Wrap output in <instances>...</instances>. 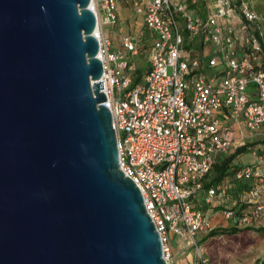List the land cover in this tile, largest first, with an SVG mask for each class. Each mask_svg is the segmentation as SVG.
I'll use <instances>...</instances> for the list:
<instances>
[{
  "label": "built area",
  "instance_id": "obj_1",
  "mask_svg": "<svg viewBox=\"0 0 264 264\" xmlns=\"http://www.w3.org/2000/svg\"><path fill=\"white\" fill-rule=\"evenodd\" d=\"M120 1L149 33L135 84L131 58L144 41L123 29ZM90 8L119 167L140 189L166 262L176 236L196 250V264H209L197 235L213 230L208 210L218 199L235 226L264 227V15L248 0H91ZM104 25L117 29V47ZM244 128L263 134L247 146L252 162L238 156L231 175L206 186L214 162L247 145Z\"/></svg>",
  "mask_w": 264,
  "mask_h": 264
},
{
  "label": "water",
  "instance_id": "obj_2",
  "mask_svg": "<svg viewBox=\"0 0 264 264\" xmlns=\"http://www.w3.org/2000/svg\"><path fill=\"white\" fill-rule=\"evenodd\" d=\"M91 0H0V264H168L119 167Z\"/></svg>",
  "mask_w": 264,
  "mask_h": 264
},
{
  "label": "rangeland",
  "instance_id": "obj_3",
  "mask_svg": "<svg viewBox=\"0 0 264 264\" xmlns=\"http://www.w3.org/2000/svg\"><path fill=\"white\" fill-rule=\"evenodd\" d=\"M250 5L258 13L264 15V0H248ZM127 7V6H126ZM118 15L120 17V24L123 29L135 34H145L148 32L143 26L141 16L133 14L131 9H126L123 4L118 6ZM264 31V20L261 22ZM116 31V29H115ZM148 36V35H147ZM149 37L144 41H148ZM135 72L146 68V57L143 53H140L131 58ZM244 139L248 143H259L263 139V134H251L244 128ZM236 160L242 164L252 162L253 158L248 153L240 155ZM218 206H222L223 202L218 199L216 201ZM213 230H217L214 235L198 234L197 243L201 248L203 255L209 258V264H261L264 259V236L255 231V229L261 226H250L248 229L244 226H235L238 229L236 232H229L228 228L231 226V222L225 219L221 210L218 207L210 208L208 210ZM200 236H202L200 238ZM177 239L176 236H174ZM204 237L206 238L205 240ZM174 242V239H171ZM182 244V243H181ZM180 254L175 256L176 260L182 258L191 259V264H196V250L194 248L182 249L180 248ZM183 252V253H181ZM171 264V262H170Z\"/></svg>",
  "mask_w": 264,
  "mask_h": 264
},
{
  "label": "trees",
  "instance_id": "obj_4",
  "mask_svg": "<svg viewBox=\"0 0 264 264\" xmlns=\"http://www.w3.org/2000/svg\"><path fill=\"white\" fill-rule=\"evenodd\" d=\"M141 72L140 70H138L133 78V84L137 83L139 81ZM249 144L252 143H247V145L241 146L239 148H236L231 154L218 158L214 164L212 165L210 171L208 172V174L205 177V185L208 186L210 184H217L219 183L225 176L227 175H231L233 170H234V165L231 164L232 161L237 158L238 156L246 153L247 150V146ZM247 184L246 183H242L239 184V187L237 188L242 189V188H246ZM219 209H221L222 206H216ZM233 223L231 222V226L228 228L229 232H236L238 231V229L236 227H234L232 225ZM245 228L243 229H248L250 226H244ZM217 230H211L208 234L206 235H214L216 233ZM255 231H257L258 233H260L261 235L264 236V227H260L255 229ZM206 238L204 237L203 240H205ZM261 264H264V259L261 261Z\"/></svg>",
  "mask_w": 264,
  "mask_h": 264
},
{
  "label": "crops",
  "instance_id": "obj_5",
  "mask_svg": "<svg viewBox=\"0 0 264 264\" xmlns=\"http://www.w3.org/2000/svg\"><path fill=\"white\" fill-rule=\"evenodd\" d=\"M120 3L123 4V6L129 10V8L125 6V3L123 1H120ZM115 29H116L115 27H111L108 25L103 26V32L105 33L106 36H108L111 39V48H115L119 44L117 29H116V31H115ZM133 34L142 38L143 41L145 38L148 37L147 35H149V33L147 35L135 34V33H133ZM146 46H147V42L144 41V47L145 48H143V50L141 51V53H143L144 55L146 53ZM144 69H145V67L142 70H140V72L142 73L144 71ZM172 239H174V242L173 243L171 242L172 243V255H173L172 260H171V264H191V259H189L187 257L186 258L184 257V258L179 259V260L175 259V256L180 254V250H181L180 248H181L182 244H181V241L179 240V238L175 239V237L172 236ZM181 253H183V252H181Z\"/></svg>",
  "mask_w": 264,
  "mask_h": 264
},
{
  "label": "bare ground",
  "instance_id": "obj_6",
  "mask_svg": "<svg viewBox=\"0 0 264 264\" xmlns=\"http://www.w3.org/2000/svg\"><path fill=\"white\" fill-rule=\"evenodd\" d=\"M95 34H97V29L95 30Z\"/></svg>",
  "mask_w": 264,
  "mask_h": 264
}]
</instances>
